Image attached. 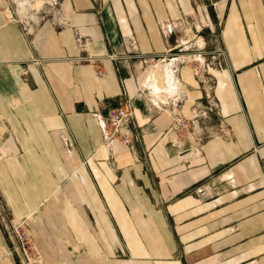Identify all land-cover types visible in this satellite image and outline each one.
<instances>
[{"label": "crops", "instance_id": "crops-1", "mask_svg": "<svg viewBox=\"0 0 264 264\" xmlns=\"http://www.w3.org/2000/svg\"><path fill=\"white\" fill-rule=\"evenodd\" d=\"M0 185L48 264H264V0H0Z\"/></svg>", "mask_w": 264, "mask_h": 264}, {"label": "built area", "instance_id": "built-area-1", "mask_svg": "<svg viewBox=\"0 0 264 264\" xmlns=\"http://www.w3.org/2000/svg\"><path fill=\"white\" fill-rule=\"evenodd\" d=\"M110 58H117V55L110 54ZM98 57L81 56L80 61L92 62ZM195 76L200 77V65L192 67ZM96 73L101 75V71ZM211 102V101H210ZM213 106V103H210ZM208 109V108H207ZM134 108L132 100L129 97H123L119 105L109 112L108 119L103 122V134L106 140L114 139L123 146L132 151L135 148V141L139 137V131L136 130V123L134 118ZM185 120L176 117L174 120V128L183 127ZM10 243H4L0 246V261L7 258L10 264H40V256L28 243L22 225H11L7 228ZM2 233V229L0 228Z\"/></svg>", "mask_w": 264, "mask_h": 264}, {"label": "rangeland", "instance_id": "rangeland-1", "mask_svg": "<svg viewBox=\"0 0 264 264\" xmlns=\"http://www.w3.org/2000/svg\"><path fill=\"white\" fill-rule=\"evenodd\" d=\"M188 62L191 64V67L198 64V62H196L194 60H189ZM6 104H9V105L12 104L11 99L8 102H6ZM2 120L3 119L1 118V121ZM136 127H137V124H136ZM133 150L134 149H132V151ZM12 207H13L12 203L4 197L3 189L0 185V228L2 229V233L0 232V239H1L0 246L4 243H7V244L10 243L7 228L10 227L11 225L15 226L17 224H21L22 225V231H24L29 245L35 251H37V253L40 256V260H41L40 264H48L46 262V260L44 259L43 255L37 249V247L34 243L33 235L31 233V230L29 227V221L32 220L33 216L38 213V211H37L38 208L26 211L22 215L16 217L13 214ZM1 261H3V260H1ZM7 264H10L9 261H7Z\"/></svg>", "mask_w": 264, "mask_h": 264}, {"label": "bare ground", "instance_id": "bare-ground-1", "mask_svg": "<svg viewBox=\"0 0 264 264\" xmlns=\"http://www.w3.org/2000/svg\"><path fill=\"white\" fill-rule=\"evenodd\" d=\"M223 52V54L225 55V52L224 51H222ZM188 57H190V56H192V55H194V54H198L197 52H186L185 53ZM198 56V55H197ZM200 58V57H199ZM163 65V64H162ZM155 73H156V70L154 71ZM153 73V72H152ZM152 76V75H151ZM149 77H150V75H149ZM166 89V88H165ZM2 260H4V261H7V258H4V259H2Z\"/></svg>", "mask_w": 264, "mask_h": 264}]
</instances>
